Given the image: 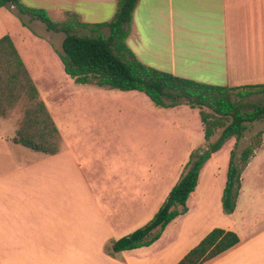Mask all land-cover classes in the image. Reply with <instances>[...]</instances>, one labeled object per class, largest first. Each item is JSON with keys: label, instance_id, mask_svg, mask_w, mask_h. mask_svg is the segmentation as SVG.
Masks as SVG:
<instances>
[{"label": "crops", "instance_id": "1", "mask_svg": "<svg viewBox=\"0 0 264 264\" xmlns=\"http://www.w3.org/2000/svg\"><path fill=\"white\" fill-rule=\"evenodd\" d=\"M21 2L29 8L45 10L62 22L67 13H73L84 23H107L117 12V0ZM22 17L26 25L14 8L0 9V39L11 37L38 91L37 76H43L41 81L52 79L60 64L58 52L62 51L65 35L58 47L53 39L62 32L50 31L30 16ZM33 28H38L46 40L36 37ZM128 29V47L148 67L216 86L264 84V0H139ZM79 92L105 98L125 91ZM25 97L28 98L23 96L9 106L8 116H0V264H129L125 256L141 259L158 248L174 224L188 212L172 221L151 246L112 252L115 242L133 233L132 229L125 234L129 231L126 228L147 214L143 203L146 198L141 202L134 190L130 201H118L115 194H119V181L115 177L111 186L98 181L102 195L99 200L82 164V141L75 151L58 135L54 154L16 143L22 128L11 115H16ZM40 98L38 92L37 100ZM23 114L21 124L26 110ZM262 157L264 138L242 172L232 216L240 209L245 171ZM160 208L134 229L147 225ZM122 231L126 232L121 234ZM239 238L238 246L207 264H264V225L254 228L250 236Z\"/></svg>", "mask_w": 264, "mask_h": 264}, {"label": "rangeland", "instance_id": "2", "mask_svg": "<svg viewBox=\"0 0 264 264\" xmlns=\"http://www.w3.org/2000/svg\"><path fill=\"white\" fill-rule=\"evenodd\" d=\"M19 18L26 23L22 16ZM33 31L36 37L46 40L38 28ZM105 32L108 34V30ZM87 33L78 31L79 35ZM63 38L64 33L56 34L53 43L60 47ZM62 64L61 61L57 64L50 80L41 81L43 76H37L36 86L42 99L34 103L25 97L11 119L22 128L23 112L44 102L50 118L57 125L59 137L65 138L75 151L82 141V164L99 200L102 195L98 181L101 185L111 186L115 177L119 181V194H115L118 201H130L134 190L138 200L142 202L146 198L143 203L147 214L137 218L133 226H128V233H121L130 234L162 207L164 196L181 178L190 160L218 141L221 131H217L211 141H206L198 107L187 104L168 109L156 107L140 92H120L105 98L79 92L108 88L95 83L76 84L65 74ZM233 101L238 102V98L233 96ZM241 102L247 106L264 105V93H255ZM52 136L51 142L57 143L58 137ZM263 138L264 121L250 124L239 142L235 138L228 140L205 165L197 189L188 200V214L179 219L162 244L145 257L125 256L129 264H176L214 229L230 230L244 238L250 236L254 228L263 226L264 157L245 171L239 212L235 216L227 214L222 202L232 152H235L236 165L242 166L244 153L249 149L256 150ZM258 215L263 218L260 216L261 220L256 224ZM111 250L115 253V248Z\"/></svg>", "mask_w": 264, "mask_h": 264}, {"label": "trees", "instance_id": "3", "mask_svg": "<svg viewBox=\"0 0 264 264\" xmlns=\"http://www.w3.org/2000/svg\"><path fill=\"white\" fill-rule=\"evenodd\" d=\"M139 0H117V12L112 21L99 24L84 23L80 17L67 13L63 22H55L45 10L25 6L21 0H0V9L14 8L19 16H30L43 22L48 30L65 35L58 55L65 73L78 84H90L120 91H138L146 94L160 108H175L187 104L201 109L207 142L217 131L218 141L190 160L177 184L170 191L154 218L144 227L113 244L116 252L151 246L160 239L166 227L188 212L187 202L195 192L201 171L224 144L235 138L239 142L250 124L264 121V105L247 106L242 101L255 93H264V84L243 87H224L162 72L144 65L127 45L129 25ZM24 25L26 23L23 22ZM79 30L88 31L79 35ZM105 30H108L106 34ZM27 96L31 102L38 99V91L9 35L0 39V116H8L9 106ZM233 96L238 102L233 101ZM35 103V102H34ZM26 111L22 129L15 142L34 151L54 154L57 143L52 134L58 131L43 102ZM207 110L209 112H207ZM262 135V133H261ZM40 138L35 141L34 138ZM53 144V145H52ZM261 142L258 144L259 148ZM255 150L249 149L235 162V152L227 174L223 192L224 210L231 215L237 207L241 190L242 172L248 166ZM240 244L233 231L214 229L178 264H207Z\"/></svg>", "mask_w": 264, "mask_h": 264}, {"label": "water", "instance_id": "4", "mask_svg": "<svg viewBox=\"0 0 264 264\" xmlns=\"http://www.w3.org/2000/svg\"><path fill=\"white\" fill-rule=\"evenodd\" d=\"M116 251V250H115Z\"/></svg>", "mask_w": 264, "mask_h": 264}]
</instances>
